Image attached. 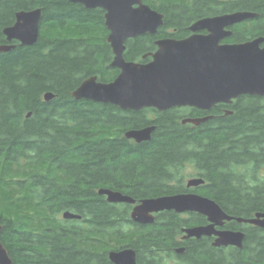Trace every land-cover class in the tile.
I'll return each instance as SVG.
<instances>
[{
	"label": "trees",
	"instance_id": "obj_1",
	"mask_svg": "<svg viewBox=\"0 0 264 264\" xmlns=\"http://www.w3.org/2000/svg\"><path fill=\"white\" fill-rule=\"evenodd\" d=\"M160 1V30L181 28L215 8L254 11L252 27L264 32V0ZM34 7L42 12L37 41L8 42L2 28L17 10ZM107 33L102 11L68 0H0V44L14 43L0 51V240L12 264H113L108 251L123 246L135 249L137 264H264V228L243 224L241 249L192 239L185 255H172L181 228L204 222L202 214L164 210L142 225L131 220L130 204L108 202L97 192L106 187L136 200L168 195L179 190L173 181L198 173L205 184L197 193L226 213L264 211V170L258 174L264 169V107L248 99L232 116L193 125L181 123L178 108L131 110L75 99L70 91L85 77L109 81L118 72L109 66ZM153 37L128 39L125 58L142 61ZM45 91L54 97L44 100ZM151 124L147 141L124 136ZM240 149L244 158L235 153ZM238 165L246 173L236 172ZM65 210L81 218L64 219Z\"/></svg>",
	"mask_w": 264,
	"mask_h": 264
},
{
	"label": "water",
	"instance_id": "obj_2",
	"mask_svg": "<svg viewBox=\"0 0 264 264\" xmlns=\"http://www.w3.org/2000/svg\"><path fill=\"white\" fill-rule=\"evenodd\" d=\"M86 8L100 7L105 10L104 24L108 29L106 40L113 58L110 65L119 70L110 81H100L96 75L86 77L70 95L75 99H88L111 103L121 109L139 110L153 107L163 111L172 107L193 106L209 109L216 103H226L241 94L264 95V46L256 39L241 43H220L227 34L225 25L252 18L255 12L240 10L212 18L197 20L192 30L206 28L209 34H191L188 37L162 38L156 41L157 49L148 62L129 61L123 56L126 40L141 34L155 33L163 24V15L142 3V0H70ZM12 26L5 27L7 40L18 39L33 44L40 34L41 9L20 10ZM11 45H1L8 51ZM145 57V55H144ZM48 101L52 94H44ZM209 116L184 118L182 123L197 125ZM154 125L131 128L124 136L135 142L151 138ZM204 182L201 177H192L187 186ZM111 203H128L133 207L130 218L133 222L147 225L155 220V213L174 210L178 213L197 212L206 216L208 223L183 228V238L214 235V246L233 245L242 248L245 232L242 230L217 229L228 220L248 223L264 228V211H256L251 217L233 216L212 198L198 193H176L136 199L121 191L101 187L97 191ZM64 219L80 218V215L65 210ZM1 230V226H0ZM178 253L183 248H177ZM113 264H137V253L131 246L108 251ZM0 264H12L7 249L0 240Z\"/></svg>",
	"mask_w": 264,
	"mask_h": 264
},
{
	"label": "flooded vegetation",
	"instance_id": "obj_3",
	"mask_svg": "<svg viewBox=\"0 0 264 264\" xmlns=\"http://www.w3.org/2000/svg\"><path fill=\"white\" fill-rule=\"evenodd\" d=\"M68 1H70V0H68ZM160 2H161L160 0H142V3L150 6L152 9H155L156 11H158L159 13H161L163 15V19H164L165 13H164V11L162 9V6H161ZM72 3H76V4L82 5L81 3H78V2H72ZM159 4H160V8L161 9H158L159 8L158 7ZM82 6L84 8H86L84 5H82ZM212 7H214V6H212ZM86 9H95V10L102 11V14H103V17H104L105 10L102 9V8H100V7H93V8H86ZM234 11H240V10H234ZM234 11H221V12H218L217 10H215V8H213L209 12H204V13L197 14L196 16L193 17V19H191L187 24H185L181 28L180 27H177V26L170 25V26H167L164 29H161L160 30L161 26L163 25L162 24V25L158 26V28H157V30H156L155 33H146V34L138 35V36H145V35L146 36H155V37H153V48L151 50L146 51L144 54H142V56H141L142 61H140V60H132V61L148 62L149 60H151V58H152L151 53H153L157 49L156 41L157 40H160L162 38L181 39V38L188 37L191 34H204V35L205 34H209L210 33V30H208L206 28H203V27L198 28L197 30H192L191 29V25L194 22H196L197 20H200V19H203V18H212V17L220 16L222 14L232 13ZM257 17H258V13H256V15L253 16L252 18H247V19H244V20H240V21H237V22H234V23L225 25L223 29L225 30V32H227V34L225 36H223L219 40V42L220 43H241V42H245V41H250V40L256 39L258 37H263L264 38V32L263 31L256 30L255 27H252V25L256 24V23L253 24V22H256L257 21ZM250 29H255V30L250 31ZM107 31H108V29H107ZM138 36H136V37H138ZM105 41H106V39H105ZM125 44H126V42H125ZM260 46L261 47L264 46V39L260 42ZM110 49H111V47H110ZM125 50H126V48H125ZM125 50H124V53H125ZM111 54H112V50H111ZM144 55H145V57H144ZM112 58H113V54H112L111 59L109 61V66L110 67H112L110 65V62L112 61ZM112 68H114V67H112ZM115 69H117V68H115ZM118 72H119V70H118ZM118 72H117V74H118ZM92 75H95V74H92ZM89 76H91V75H89ZM97 79H98V76H97ZM112 79H110V80H112ZM98 80H100V79H98ZM100 81H102V80H100ZM105 82H107V81H105ZM248 99H253L254 101L259 102V106L260 107H264V95L241 94V95H238L237 97L231 99V101L228 102V104L221 103V102L220 103H216L215 105H213L209 109H203V108H198V107H193V106H181V107H172V108H178V109H181L182 110V113H181V114H183L182 115L183 117L181 119V123H182V120L184 118H189V117H204V116H209L208 119H210V118H213L214 116H220V117H223L225 115H228V117L229 116H232V115L235 114L236 111L239 110V104L240 103L241 104L242 103H247L246 101ZM201 123H203V122H201ZM201 123H199V124H201ZM182 124H185V123H182ZM235 153L240 154L241 155V158H244V156L242 155L244 153L243 150H241V149L240 150H235ZM235 170H236V172L241 173V174L242 173H246V170L243 168L242 165L236 166ZM263 170H264L263 168L262 169L259 168L258 169V174L261 173V172H263ZM192 177H201V176L198 175V173H197L194 176H185L180 181H178V180L177 181H173L174 182V183L172 182L173 184H179L180 183L179 184V190L177 192L173 193V194H176V193H197V191L195 189H197L198 186L205 184V180L201 184L187 186V181L190 178H192ZM137 202H138V200H136V203ZM130 205H131V207H130V211H131L133 205L132 204H130ZM187 213L188 212H183L181 214H187ZM155 214H157V213H155ZM204 217H205V221L204 222L199 223V224L189 225V226L207 224L208 223L207 218H206V216H204ZM73 219H79V218H73ZM233 221H235V220H228V221H226L224 223L223 226H221V227L218 226L217 229H230V230H242V231H244L243 230V227L244 226H242L241 224H248V223H242V222L239 223V222L235 221L236 225H234L232 227H229V225H230L229 223H231ZM226 223H228V228L226 227ZM189 226H184V227L181 228L180 234L176 237V245H174L173 248H172V250H173V254L172 255H185L186 242H188L189 240H192V239H197V240L204 241L210 248L212 247V248H215V249H225L227 251H229L230 249H232V250L241 249V248H238V247L233 246V245H228V246H214L213 245V241L215 239V236L214 235H211V236H201L200 238H195V237L183 238L184 232H183L182 229L185 228V227H189ZM177 248H183V251L180 252V253H178L176 251Z\"/></svg>",
	"mask_w": 264,
	"mask_h": 264
},
{
	"label": "bare ground",
	"instance_id": "obj_4",
	"mask_svg": "<svg viewBox=\"0 0 264 264\" xmlns=\"http://www.w3.org/2000/svg\"><path fill=\"white\" fill-rule=\"evenodd\" d=\"M35 8H40L41 9V7H34V8H31V9H35ZM20 10H22V9H20ZM20 10H17L16 12H15V14L18 12V11H20ZM24 10H30V9H24ZM248 11V10H247ZM41 15H42V12H41ZM42 17V16H41ZM105 20V19H104ZM16 21V15H15V20H14V22ZM14 22L12 23V24H10V25H6L5 27H9V26H12L13 24H14ZM40 22H41V18H40V21H39V25H41L40 24ZM5 27H3L2 28V32H3V29L5 28ZM4 34V33H3ZM108 34V33H107ZM5 35V34H4ZM107 36V35H106ZM5 37H6V35H5ZM105 39H106V37H105ZM6 40H7V37H6ZM12 40H17L21 45H31V44H25V43H22V41H20V40H18V39H12ZM12 40H10V41H12ZM8 42H10L9 40H7ZM107 41V40H106ZM1 45H11L12 47H14V43H8V44H0V46ZM1 51V50H0ZM9 51V50H8ZM123 56H124V52H123ZM125 58V57H124ZM129 61H132V60H129ZM81 83V82H80ZM74 90V89H73ZM72 91V90H71ZM46 93H50V94H52V98L54 97V93L53 92H51V91H45L43 94H42V98L44 99V100H46L45 99V97H44V94H46ZM51 98V99H52ZM27 116H29L30 115V113H28V114H26ZM72 212V211H71ZM63 213V212H62ZM74 213V212H73ZM80 218H81V215H80ZM79 218V219H80ZM71 219H73V218H71Z\"/></svg>",
	"mask_w": 264,
	"mask_h": 264
},
{
	"label": "rangeland",
	"instance_id": "obj_5",
	"mask_svg": "<svg viewBox=\"0 0 264 264\" xmlns=\"http://www.w3.org/2000/svg\"><path fill=\"white\" fill-rule=\"evenodd\" d=\"M185 172L188 173V174H190V173L193 172V170H192L191 168H187ZM241 225L243 226V224H241ZM169 263H170V262H169Z\"/></svg>",
	"mask_w": 264,
	"mask_h": 264
}]
</instances>
